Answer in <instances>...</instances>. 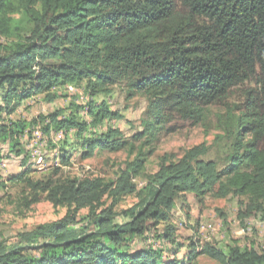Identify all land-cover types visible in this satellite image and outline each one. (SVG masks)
Wrapping results in <instances>:
<instances>
[{
  "label": "trees",
  "instance_id": "16d2710c",
  "mask_svg": "<svg viewBox=\"0 0 264 264\" xmlns=\"http://www.w3.org/2000/svg\"><path fill=\"white\" fill-rule=\"evenodd\" d=\"M118 85L127 100L139 94L147 100L142 129L130 138L115 127L96 131L122 117L97 101ZM69 86L91 102L72 100L31 121L11 118L27 99L53 103ZM236 90L242 96L233 105L228 101ZM215 104L226 106L223 134L216 137L228 148L226 159H205V143L180 157L165 154L139 188L135 180L161 137L176 131L178 121L203 122ZM35 128L50 144L39 159L53 169L40 178L32 176L38 158L22 140L26 132L33 138ZM55 138L62 139L59 145ZM79 144L85 159L97 150L125 151L116 178L60 174V162L67 164L69 148ZM14 158L22 171L7 179L0 171V189L23 183L26 206L45 198L67 213L32 229L33 252L0 243V264H188L200 256L219 264H264V239L260 249L251 241L225 250L216 241L190 238L184 258L169 262L160 249H131L135 237L160 225L161 238L175 244L173 211L189 193L201 205L208 195L236 198L245 228L254 217L264 220V0H0V165ZM130 195L136 203L118 212ZM83 209L86 223L78 226ZM216 211L230 228L228 214ZM120 215L127 219L117 221Z\"/></svg>",
  "mask_w": 264,
  "mask_h": 264
},
{
  "label": "rangeland",
  "instance_id": "374dc122",
  "mask_svg": "<svg viewBox=\"0 0 264 264\" xmlns=\"http://www.w3.org/2000/svg\"><path fill=\"white\" fill-rule=\"evenodd\" d=\"M68 89L70 92H75V94L69 95V93L62 89L61 92L65 94V96L53 103L46 102L43 96H34L27 99L11 118L13 120L26 119L27 121H31L39 114H47L56 109L68 107L66 102L70 103L72 100L82 105H87L91 102V99L86 98L82 90L77 91V88L74 86H69ZM241 96V91L236 90L233 92V96L228 102L233 105L236 103L238 104L240 103ZM97 101H106L113 110H118L122 117L117 120H106L103 127H101V129H96V131L99 132V130L102 131L109 127H115L119 128L125 137L130 138L133 134L142 129L141 120L147 106L145 96L139 94L127 100L124 88L118 85L114 87V92L109 96L99 95ZM225 111V105L215 104L207 107L205 120L197 125L191 122L178 121L176 131L161 137L155 153L147 162L145 174L135 180L138 187L141 188L145 184L147 176L158 170L159 161L163 155L168 154L180 157L186 150L201 143H205L210 148L208 153L204 155L205 159L214 158L223 162L226 159L228 148H226L222 141H220L221 143H217L216 137L223 134L224 129L222 128L221 120ZM85 115L86 117L88 116L87 114ZM39 134L44 140L41 142V148L38 152V154H41L42 151L44 152L45 146L47 145L49 147L50 144L46 142L48 138L46 135L43 137L40 129ZM74 135L75 134L72 133L71 136H69L73 142L75 141L72 139ZM30 140L38 141L37 132H33V138ZM60 140L62 139L56 142L59 143ZM27 147L29 149L32 146ZM30 150H32V148ZM7 151V146L2 149L4 155L8 154ZM83 151L84 148H82L80 144L77 147L71 146V148H69L71 159L67 164L60 162V165H62L60 174L70 177L91 175L95 177L102 176L106 179H115L122 162L127 158V153L125 151L111 153L97 150L93 157L85 159L82 157ZM30 155L32 156L31 153ZM36 157L38 159L35 162L38 165L33 167V178H40L50 174L53 171L50 165L48 166L47 162L44 163L43 158L40 160V157ZM58 162L57 159L56 165ZM22 167L19 158L4 159L0 165V171L2 176H5V179H7L10 174H16L22 171ZM26 196L29 195L23 183L7 182L6 187L0 189V243L11 247L17 245L26 248L29 252H33L32 249L35 248V245H33L34 243H29L27 241L32 229L39 224L64 217L67 213V208L55 207L45 198L28 207L24 202ZM136 201L137 198L135 195L127 196L117 206L116 210L120 212L128 209L135 204ZM216 208H220L228 214L231 224L230 228L223 225ZM237 212V199L232 196L219 199L212 195H208L204 204L201 205L196 196L189 193L186 198L180 197L177 199L176 207L173 211L172 224L176 227L175 244L166 242L161 238L160 235L164 230V226L160 225L155 231H149L143 236L135 237L131 243V249L135 250L142 247L160 249L163 251V261L169 262L175 258H184L190 238L194 240L216 241L225 250H228V247L235 243L242 247L250 246L251 241L256 242L257 248H262L264 239V220L262 217L257 216L248 220L246 224L247 227L245 228L241 226L237 218ZM87 213V209H83L79 212L77 217V220H79L78 226L86 223L84 218ZM126 219L127 218L122 215L116 218L117 221H124ZM176 250H179V253L174 255ZM188 264L219 263L208 256H200L194 262Z\"/></svg>",
  "mask_w": 264,
  "mask_h": 264
},
{
  "label": "built area",
  "instance_id": "2783aa9c",
  "mask_svg": "<svg viewBox=\"0 0 264 264\" xmlns=\"http://www.w3.org/2000/svg\"><path fill=\"white\" fill-rule=\"evenodd\" d=\"M33 132H37L38 141H31L28 138V132H26L22 137V140L27 144V146H32V159H34L37 156L39 149L41 148V142L44 141L39 134V128H35Z\"/></svg>",
  "mask_w": 264,
  "mask_h": 264
},
{
  "label": "crops",
  "instance_id": "0c3cea01",
  "mask_svg": "<svg viewBox=\"0 0 264 264\" xmlns=\"http://www.w3.org/2000/svg\"><path fill=\"white\" fill-rule=\"evenodd\" d=\"M76 90H77V89H76ZM77 91H78V90H77ZM67 93H68V92H67ZM70 93L72 94V93H73V91L69 92V94H70ZM69 100L71 101V99H70V98H69ZM69 104H70L69 102H66V105H67V106H69ZM72 133H74V134H75V131H74V130L70 131V134H69V136H71V134H72ZM57 137H58V136H57ZM72 138H74V137H72ZM55 139H56V138H55ZM58 140H59V139H56V140H55V142H56V141H58ZM59 142H60V141H59ZM56 144H59V143L57 142ZM59 149H60V147H59Z\"/></svg>",
  "mask_w": 264,
  "mask_h": 264
},
{
  "label": "bare ground",
  "instance_id": "6f19581e",
  "mask_svg": "<svg viewBox=\"0 0 264 264\" xmlns=\"http://www.w3.org/2000/svg\"><path fill=\"white\" fill-rule=\"evenodd\" d=\"M86 113V112H85ZM61 135H59L57 138H59ZM30 149V148H29ZM31 154H32V150H31ZM42 155V153L41 154H37V156L38 157H40Z\"/></svg>",
  "mask_w": 264,
  "mask_h": 264
}]
</instances>
